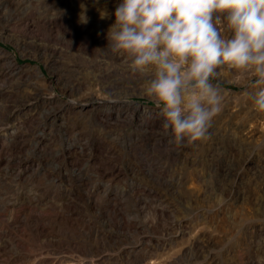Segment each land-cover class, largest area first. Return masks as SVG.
Listing matches in <instances>:
<instances>
[{"label": "rangeland", "instance_id": "1", "mask_svg": "<svg viewBox=\"0 0 264 264\" xmlns=\"http://www.w3.org/2000/svg\"><path fill=\"white\" fill-rule=\"evenodd\" d=\"M120 2L0 0V264H264L249 80L221 70L208 138L177 145L107 48Z\"/></svg>", "mask_w": 264, "mask_h": 264}, {"label": "clouds", "instance_id": "2", "mask_svg": "<svg viewBox=\"0 0 264 264\" xmlns=\"http://www.w3.org/2000/svg\"><path fill=\"white\" fill-rule=\"evenodd\" d=\"M114 16L107 48L146 77L144 94L177 145L208 138L224 108L223 69L249 80L264 114V0H121Z\"/></svg>", "mask_w": 264, "mask_h": 264}, {"label": "bare ground", "instance_id": "3", "mask_svg": "<svg viewBox=\"0 0 264 264\" xmlns=\"http://www.w3.org/2000/svg\"><path fill=\"white\" fill-rule=\"evenodd\" d=\"M73 8V7H72ZM81 12V11H80ZM111 18H115V17H110V20H112ZM92 19V18H91ZM58 21V20H57ZM115 21V20H114ZM114 21H112V22H114ZM71 30V29H70ZM71 34H72V32H71ZM77 34V33H76ZM76 37H78V36H76ZM75 41V40H74ZM79 44V43H78ZM116 56H118V55H116ZM119 57V56H118ZM117 57V58H118ZM11 67H12V69L15 71V73L17 74V75H19V76H21L20 74L22 73V67L21 66H19L17 63H16V60L14 59L13 61H12V64H11ZM39 70V69H38ZM40 71V70H39ZM23 107V106H22ZM129 264V263H128Z\"/></svg>", "mask_w": 264, "mask_h": 264}]
</instances>
